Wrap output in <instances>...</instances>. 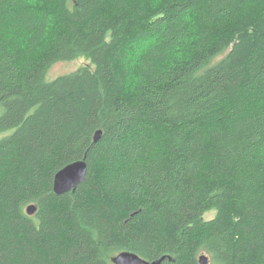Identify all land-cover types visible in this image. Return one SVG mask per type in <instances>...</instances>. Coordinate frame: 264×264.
Returning a JSON list of instances; mask_svg holds the SVG:
<instances>
[{"label":"trees","instance_id":"1","mask_svg":"<svg viewBox=\"0 0 264 264\" xmlns=\"http://www.w3.org/2000/svg\"><path fill=\"white\" fill-rule=\"evenodd\" d=\"M42 2L41 34L47 15L61 18L55 43L38 59L29 50L23 72L19 54L0 60V264H114L123 252L264 264V0ZM18 3L0 0V16ZM191 10L189 61L124 96L129 42L169 26L151 79L152 62L182 47L187 27L174 25ZM79 58L89 63L49 78ZM81 160L86 181L57 195L56 175Z\"/></svg>","mask_w":264,"mask_h":264},{"label":"clouds","instance_id":"2","mask_svg":"<svg viewBox=\"0 0 264 264\" xmlns=\"http://www.w3.org/2000/svg\"><path fill=\"white\" fill-rule=\"evenodd\" d=\"M149 6L157 9L161 8V0H148ZM52 7L43 3L42 0H19L15 7H9L8 11L0 16V60L9 56H20L16 67L23 72L25 61L30 55L38 59L42 52L57 40L61 29V18L53 12L47 15L46 26L43 33H40L41 22L45 20L46 10ZM161 12L159 15H165ZM23 17V19H21ZM157 19L159 18L156 17ZM196 12L195 10L186 11L176 22V27H187V31L180 37L182 47H168L164 51L163 60L152 62L151 79H146L145 73L149 71L148 57L167 43L168 25H165L160 32L153 34L146 39L131 40L124 49L123 55L117 65L118 73H126L120 85L122 94L127 97L140 95L145 89L151 87V80L161 75L171 76L177 72L185 63L189 61L192 54L190 44L198 39ZM38 40V46L33 45V41ZM259 156L264 159V150L259 152ZM104 161L99 162L102 167Z\"/></svg>","mask_w":264,"mask_h":264},{"label":"water","instance_id":"3","mask_svg":"<svg viewBox=\"0 0 264 264\" xmlns=\"http://www.w3.org/2000/svg\"><path fill=\"white\" fill-rule=\"evenodd\" d=\"M102 138V132H98L95 136V143ZM88 175V164L86 160L74 162L66 166L55 177L54 191L57 195H64L75 191L81 184H83ZM37 208L35 205H31L28 208V214L34 215ZM166 257H162L154 262H148L140 258L138 255L132 252H123L113 258L114 264H162ZM171 259V258H170ZM201 264H210V260L207 256L203 255L200 258Z\"/></svg>","mask_w":264,"mask_h":264},{"label":"rangeland","instance_id":"4","mask_svg":"<svg viewBox=\"0 0 264 264\" xmlns=\"http://www.w3.org/2000/svg\"><path fill=\"white\" fill-rule=\"evenodd\" d=\"M88 63L89 61L84 58H79L72 62L56 63L49 71V78H55L63 74L71 73L72 71H75L80 66L87 65ZM214 217H215V213H209L205 216L207 220L213 219Z\"/></svg>","mask_w":264,"mask_h":264},{"label":"bare ground","instance_id":"5","mask_svg":"<svg viewBox=\"0 0 264 264\" xmlns=\"http://www.w3.org/2000/svg\"><path fill=\"white\" fill-rule=\"evenodd\" d=\"M98 132H102V131H98ZM98 132H97V133H98ZM102 135H103V132H102ZM95 136H96V135H95ZM94 142H95V138H94ZM54 181H55V180H54ZM118 255H119V254H118ZM118 255H116V256H118ZM116 256H114V257H116ZM202 256H203V255H202ZM202 256H201V257H202ZM205 256H206V255H205ZM114 257H113V258H114ZM201 257H200V258H201ZM113 258H112V260H113ZM199 262H200V259H199ZM200 264H201V263H200Z\"/></svg>","mask_w":264,"mask_h":264}]
</instances>
